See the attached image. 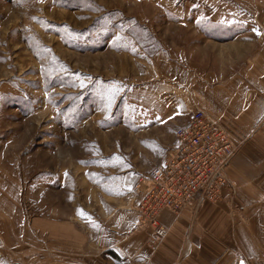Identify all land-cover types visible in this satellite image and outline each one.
I'll use <instances>...</instances> for the list:
<instances>
[{
    "label": "rangeland",
    "instance_id": "1",
    "mask_svg": "<svg viewBox=\"0 0 264 264\" xmlns=\"http://www.w3.org/2000/svg\"><path fill=\"white\" fill-rule=\"evenodd\" d=\"M153 1L0 0V221L40 235L105 217L190 116L142 60L264 27V0H190L177 26Z\"/></svg>",
    "mask_w": 264,
    "mask_h": 264
},
{
    "label": "crops",
    "instance_id": "2",
    "mask_svg": "<svg viewBox=\"0 0 264 264\" xmlns=\"http://www.w3.org/2000/svg\"><path fill=\"white\" fill-rule=\"evenodd\" d=\"M179 1L153 4H169L165 10L177 26L197 6L183 0L181 9ZM202 18L226 22L220 13ZM256 26L224 42L205 36L192 51L171 47L168 54L142 60L141 66L150 63L146 74L140 67L145 78L153 73L159 95H169L170 109L177 103L185 114L201 110L237 147L219 201L178 216L163 213L160 223L168 233L156 246L153 229L140 225L132 190L90 226L43 224L35 235L34 226L18 232L16 224L0 221V264H264V27Z\"/></svg>",
    "mask_w": 264,
    "mask_h": 264
},
{
    "label": "built area",
    "instance_id": "3",
    "mask_svg": "<svg viewBox=\"0 0 264 264\" xmlns=\"http://www.w3.org/2000/svg\"><path fill=\"white\" fill-rule=\"evenodd\" d=\"M174 145L160 165L138 178L132 192L139 198L140 225L153 229L156 246L168 230L163 213L176 216L203 202H217L229 187L226 168L237 153L225 129L201 110H193L174 134Z\"/></svg>",
    "mask_w": 264,
    "mask_h": 264
},
{
    "label": "snow or ice",
    "instance_id": "4",
    "mask_svg": "<svg viewBox=\"0 0 264 264\" xmlns=\"http://www.w3.org/2000/svg\"><path fill=\"white\" fill-rule=\"evenodd\" d=\"M83 86V85H82Z\"/></svg>",
    "mask_w": 264,
    "mask_h": 264
}]
</instances>
